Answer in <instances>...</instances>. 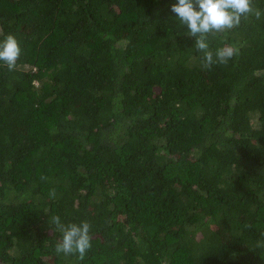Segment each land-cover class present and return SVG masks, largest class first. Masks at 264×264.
<instances>
[{
    "label": "trees",
    "instance_id": "1",
    "mask_svg": "<svg viewBox=\"0 0 264 264\" xmlns=\"http://www.w3.org/2000/svg\"><path fill=\"white\" fill-rule=\"evenodd\" d=\"M174 3L0 0V264H264V17L206 69Z\"/></svg>",
    "mask_w": 264,
    "mask_h": 264
},
{
    "label": "clouds",
    "instance_id": "2",
    "mask_svg": "<svg viewBox=\"0 0 264 264\" xmlns=\"http://www.w3.org/2000/svg\"><path fill=\"white\" fill-rule=\"evenodd\" d=\"M170 10L186 26L187 35L195 38L196 50L202 53V67L206 69L214 64L227 65L229 60L239 55V48L227 43L213 52L208 42L210 36L238 27L242 19L249 16L257 20L264 17V10L254 7L252 0H177ZM20 55L21 47L16 37L12 34L3 35L0 39V64L12 71ZM50 223L61 233L54 252L66 256L76 255L83 260L91 248V225L87 221L64 224L59 216H52ZM254 247L264 248V240H258Z\"/></svg>",
    "mask_w": 264,
    "mask_h": 264
}]
</instances>
